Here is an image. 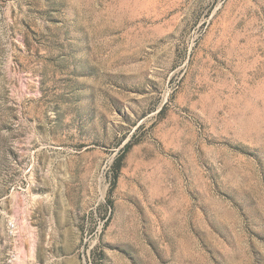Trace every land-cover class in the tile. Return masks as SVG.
I'll return each mask as SVG.
<instances>
[{
    "label": "rangeland",
    "instance_id": "374dc122",
    "mask_svg": "<svg viewBox=\"0 0 264 264\" xmlns=\"http://www.w3.org/2000/svg\"><path fill=\"white\" fill-rule=\"evenodd\" d=\"M0 264H264V0H0Z\"/></svg>",
    "mask_w": 264,
    "mask_h": 264
}]
</instances>
